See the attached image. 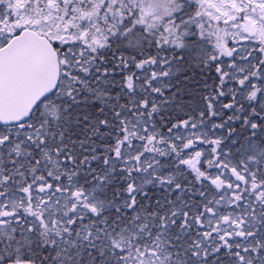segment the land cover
Returning a JSON list of instances; mask_svg holds the SVG:
<instances>
[{
	"label": "snow or ice",
	"instance_id": "6c2138e0",
	"mask_svg": "<svg viewBox=\"0 0 264 264\" xmlns=\"http://www.w3.org/2000/svg\"><path fill=\"white\" fill-rule=\"evenodd\" d=\"M0 264H264V0H0Z\"/></svg>",
	"mask_w": 264,
	"mask_h": 264
}]
</instances>
